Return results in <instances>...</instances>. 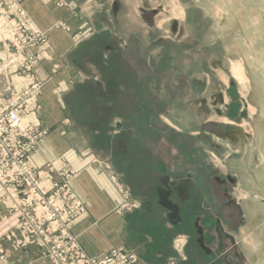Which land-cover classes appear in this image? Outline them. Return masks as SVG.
<instances>
[{
	"label": "rangeland",
	"instance_id": "374dc122",
	"mask_svg": "<svg viewBox=\"0 0 264 264\" xmlns=\"http://www.w3.org/2000/svg\"><path fill=\"white\" fill-rule=\"evenodd\" d=\"M73 1L82 3L73 8L53 0L57 19L43 29L32 18L33 0H0V54L6 52L0 55V110L19 102L23 127L31 128L9 144L33 148L24 160L38 173L53 162L72 173L69 180L49 173L41 183L44 193L24 183L17 200L0 194V264H54L52 245L39 240L35 227H52L53 218L74 203L85 209L68 224L80 246L72 228L86 205L73 186L76 168L111 158L128 178L120 180L105 165L125 198L118 210L136 209L139 196L179 208L187 229L197 220L198 239L216 246V264H256L245 241H264V0ZM16 33L22 50L12 59ZM59 33L70 41L62 53L51 43ZM233 64L247 84L232 77ZM68 69L66 80L49 87ZM47 88L65 119L43 120ZM63 134L75 149L39 162L40 148H63ZM4 144L0 136V148ZM74 156L82 158L79 166L72 164ZM169 179L174 183L165 184ZM33 189L41 192L26 193ZM184 192L188 200L182 202ZM218 226L226 235L224 255Z\"/></svg>",
	"mask_w": 264,
	"mask_h": 264
},
{
	"label": "crops",
	"instance_id": "0c3cea01",
	"mask_svg": "<svg viewBox=\"0 0 264 264\" xmlns=\"http://www.w3.org/2000/svg\"><path fill=\"white\" fill-rule=\"evenodd\" d=\"M63 1L71 2L70 6L73 8H79L82 3H77L73 0ZM52 2L53 0H33L32 2L34 11H37L35 12L36 14L33 13L34 11H30L32 18L38 24H43V29H47L56 21L55 12L51 10ZM81 8H85V5L81 6ZM117 8L116 6L114 11L118 10ZM60 12L66 15L65 8ZM51 43L53 47L56 48L57 46L58 49H56L60 50L61 53L70 47V41L65 38L64 34L60 33L52 37ZM3 54H6V52L4 53L3 51L0 55ZM69 70H64L59 77L55 78L57 81L53 82L49 87L54 89L57 83L61 82V80H66L70 75ZM47 91L48 88L41 99V104L48 106L47 111L45 109V112L41 113L43 120L58 121L65 119L60 111V103L55 98L48 97ZM65 117L67 120L70 118L68 116ZM68 127L71 128L70 125ZM65 136L63 134L61 137L63 148H40L38 154H36L39 162L41 161L42 163L44 158H54L62 152L65 153L68 150L75 149V147L70 148L71 143L65 140ZM52 140L50 139L49 141L51 142ZM81 160L82 158L78 161L75 157L72 160L73 162H71L73 165L79 166ZM100 161H103V159L77 167L78 174L73 181L74 189L85 202L86 212L72 230L73 234L78 237L80 247L87 256L99 257L112 249H121L134 254L138 259V264H166L171 260H179V264H216L214 258L217 256L215 253L216 246L214 244L211 245L210 241L206 242L204 237L202 240L198 239L199 231L202 228L197 220L193 221L191 228L187 229L183 218L180 216L179 208L177 213L173 214L168 207L165 208L161 204L157 205L156 202L145 196H139L137 198L139 207L129 211L118 210L120 202L124 201L125 203V198H120V192L116 191L114 185L110 183V173L105 170V165L108 164L113 171L120 173L119 169L115 167L116 160L111 158L103 161V163ZM119 175L120 180H122V177L123 180L128 179L124 172ZM192 176L187 175L185 177L188 180H194L191 178ZM186 179L184 181H188ZM172 183L174 182L169 179L165 184L171 185ZM132 189V185H129L131 195L134 196L137 193ZM185 192L182 195L183 197H181L182 202L188 200ZM222 205H224V210H227V198L223 199ZM200 236L202 238V234ZM225 236L221 231L220 252L223 255L227 252ZM245 242L246 250L248 251L249 247L252 250L249 257L251 263L256 260V264H264V255L258 258V252L264 250V241L260 243V240L250 237ZM245 256L248 259L247 253Z\"/></svg>",
	"mask_w": 264,
	"mask_h": 264
},
{
	"label": "built area",
	"instance_id": "2783aa9c",
	"mask_svg": "<svg viewBox=\"0 0 264 264\" xmlns=\"http://www.w3.org/2000/svg\"><path fill=\"white\" fill-rule=\"evenodd\" d=\"M13 28L17 32L16 26H13ZM20 39L21 37L18 34L12 38V43H14L16 48L15 52L17 53L16 57L12 59H17V56H20L22 41L18 43L21 44L20 50L16 42V40L18 41ZM18 99L19 98L16 97L15 101ZM22 114H24V111L21 112L19 102H14L12 106L6 108L3 107L0 110V121H4V124L0 123V136L5 140L4 148H0V155L4 157V160L0 164V194L8 195L15 200L24 194L22 192L24 183H33L44 193L47 192V190L43 188L41 183L49 177V173L56 172L61 176L65 175L68 180L72 176V173L68 169L62 168L59 163L54 162L50 164V169H44L38 173L24 160L25 156L33 148H13L9 144V142L17 138L19 134H22L20 135L21 137L27 136L31 132L29 124H27L26 127H23V119L26 117ZM7 122H9V125H6ZM10 133L11 138L9 137ZM39 136L41 138L42 135ZM7 157H12L14 162L9 165L6 159ZM41 191L33 189L32 193L30 190L26 193L36 194ZM72 197L74 196L72 195ZM73 205L74 206L67 212L64 211L62 215L60 214L53 218L51 221L52 227L51 224L49 227H45L42 223L35 227L36 236L39 240L43 238L44 245H52L50 251H48V256L54 261V264H137V258L134 254L117 249H113L109 251V253L98 258L87 257L77 244L76 238L71 234L68 227V224L71 223L78 214L80 215L85 211L84 206L81 203H74ZM14 207L15 209H20L21 204L17 201ZM61 217H63V219H61Z\"/></svg>",
	"mask_w": 264,
	"mask_h": 264
},
{
	"label": "bare ground",
	"instance_id": "6f19581e",
	"mask_svg": "<svg viewBox=\"0 0 264 264\" xmlns=\"http://www.w3.org/2000/svg\"><path fill=\"white\" fill-rule=\"evenodd\" d=\"M12 40V38H11ZM231 74L241 85L247 84V78L244 76L243 71L239 64H233L231 68ZM25 122V121H24ZM27 125V124H26Z\"/></svg>",
	"mask_w": 264,
	"mask_h": 264
},
{
	"label": "water",
	"instance_id": "95a60500",
	"mask_svg": "<svg viewBox=\"0 0 264 264\" xmlns=\"http://www.w3.org/2000/svg\"><path fill=\"white\" fill-rule=\"evenodd\" d=\"M173 213H175L176 214V212H177V210L175 209V208H171L170 209ZM218 233H219V236H220V238H221V229H220V227L218 226ZM200 234V233H199ZM226 237V236H225Z\"/></svg>",
	"mask_w": 264,
	"mask_h": 264
}]
</instances>
